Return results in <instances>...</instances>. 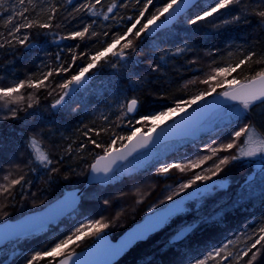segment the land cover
<instances>
[{
    "label": "trees",
    "instance_id": "trees-1",
    "mask_svg": "<svg viewBox=\"0 0 264 264\" xmlns=\"http://www.w3.org/2000/svg\"><path fill=\"white\" fill-rule=\"evenodd\" d=\"M175 1L0 0V87L24 97L0 109V224L82 187L97 157L124 145L140 127L148 132L137 120L187 103L210 71H227L236 85L264 75V0H200L172 27L145 37L149 24L162 20ZM115 44L118 57L103 55ZM97 58L94 75L67 92ZM132 99L139 103L134 117L126 108ZM247 107L244 115L218 126L223 130L217 134L165 143L177 146L142 170L115 172L106 183L92 185L72 215L2 247L0 264H54L102 233L116 239L151 206L169 204L175 196L170 186L189 180V171L174 163L243 124L241 162L251 130L264 140V100ZM248 184L224 204L223 194L212 200L208 191L197 207L192 198L185 204L190 210L116 264H249L255 255L260 258L254 264H264V188L249 192ZM132 202L135 209L127 215L123 207ZM113 210L123 217H106ZM82 222L88 228L81 240L59 257H45ZM186 226L190 231L171 244Z\"/></svg>",
    "mask_w": 264,
    "mask_h": 264
},
{
    "label": "water",
    "instance_id": "water-1",
    "mask_svg": "<svg viewBox=\"0 0 264 264\" xmlns=\"http://www.w3.org/2000/svg\"><path fill=\"white\" fill-rule=\"evenodd\" d=\"M200 0H176L165 12L164 18L153 22L145 31V37L172 27L180 18L190 11ZM125 58V56H123ZM86 79L76 80L73 89ZM264 100V75L237 84L187 111L163 127L148 132L134 134L124 145L112 149L96 158L90 166L86 181L82 187L66 191L60 198L40 211L26 214L14 220L0 224V249L20 238L38 233L60 220L72 215L79 207L85 192L99 184L130 159L141 155L159 145L184 139L199 138L198 128L206 122L212 113L232 104H252ZM139 103L132 99L127 104V114L134 117L138 113ZM261 167V165H259ZM255 178V173L247 182ZM198 190L176 199L165 207L150 212L141 221L127 228L116 239L110 233H102L88 247L58 259L54 264H116L136 244L145 242L152 235L160 232L177 214L185 212V204L195 198ZM186 226L177 231L170 243L180 242L190 231Z\"/></svg>",
    "mask_w": 264,
    "mask_h": 264
},
{
    "label": "rangeland",
    "instance_id": "rangeland-1",
    "mask_svg": "<svg viewBox=\"0 0 264 264\" xmlns=\"http://www.w3.org/2000/svg\"><path fill=\"white\" fill-rule=\"evenodd\" d=\"M153 22H151L149 26ZM117 46L118 44L113 45L103 55L113 56L116 54H120ZM98 59L99 58H97L93 63H90L87 68L81 73V75L74 80V85L76 84V80H87L94 75L93 70L96 68ZM83 83H81L79 86L83 85ZM73 84L71 85L70 89L68 88L67 92H70V90L73 89ZM199 84L200 87L197 88L195 96L187 103L176 105L170 109L161 111L160 113L152 117L139 119L137 120V122L142 127H147L148 131H152L156 128L165 126L166 124L172 122L179 115L196 108L202 102L218 95L212 94L215 90L224 89L222 91L224 92L236 86L234 81L231 79L230 73H228L227 71L215 70L210 71V74L201 82H199ZM222 92H220L219 94H221ZM16 99H20V101H22L24 97L19 98L14 94V90L6 91L0 87V109H8V107H10L11 105L18 104L19 102H16ZM248 105L250 104H232L214 111L212 115L206 120V122H204V124L198 128L197 131L199 132V135L203 136V134L209 133L210 136H213L217 134L219 130H223V128L217 129L216 127L223 125V123L227 122L228 120H233L247 113L249 109V107H247ZM244 130V125L240 124L237 129L233 131L222 132L219 135V139H217V141L213 145L197 148L194 156L189 155L184 160L174 163V165H176L178 169L186 172L189 171L187 176V178L189 177V180L183 182V184L180 185V188H172L170 186V188H168L170 194L175 195L171 198H175L173 200L171 198L167 200L172 202L183 197L184 195L192 193L194 190H198V194L193 200V205L195 207L199 206L202 203L203 193H205L206 191H208L212 200L213 198H218V196L223 194L221 204H224L232 197L234 193L240 191L244 185H247V179L253 173H255L256 175L254 182H249L248 188L246 187L247 190L249 192H258L263 189L264 140L263 138H261V133L258 134L252 132L251 130L248 136V142L240 151L242 161H244L245 163L244 165H242L243 162H240L241 159L238 158V147L239 138L243 134ZM139 131H141V127L136 129L135 133H138ZM162 145L163 148L161 149ZM162 145H159V147H155V149L153 148V150L151 149V151L149 152L147 151V153L144 152L136 158L134 157L135 159H130L116 171V174L120 175L122 173L123 175H129L135 171H139L144 169L145 167H148L151 163L159 160V158H161L165 154V152L167 153L168 151L173 150L175 146H177V143L166 144V148H164V144ZM259 165H261V167ZM166 169L167 168L165 166L162 168V170ZM191 171H193V173H191L189 176V173ZM107 179H105L101 183H106ZM218 185H221V187H218ZM126 199V202H131L130 197ZM123 208L125 211H130L127 214L129 215L133 213L135 209V202L128 203ZM186 208L190 210L189 207ZM155 210V206H151L149 208L150 212H153ZM106 217L119 219L122 218L123 215H119L115 210H113L111 213H109L108 211ZM85 227L86 226L84 222L76 225L71 230V232L61 237L53 248L46 250L47 252L45 254L43 251L45 257H59L62 253L65 252L64 248L81 240L83 233L88 228L87 227L85 229ZM38 256L39 254L37 252L33 253L32 255L33 258ZM255 259H258V257H256Z\"/></svg>",
    "mask_w": 264,
    "mask_h": 264
},
{
    "label": "bare ground",
    "instance_id": "bare-ground-1",
    "mask_svg": "<svg viewBox=\"0 0 264 264\" xmlns=\"http://www.w3.org/2000/svg\"><path fill=\"white\" fill-rule=\"evenodd\" d=\"M145 31H146V30H145ZM144 36H145V33H144ZM118 56H119V54L113 55V57H118ZM71 92H72V90H71ZM127 104H128V103H127ZM126 108H127V107H126ZM216 128H217V127H216ZM212 131H213V130H212ZM139 132H142V131H139ZM135 134H136V133H135ZM207 134H208L207 136H210L209 133H207ZM132 136H133V135H132ZM203 136H204V135H203ZM203 136H199L198 139L203 138ZM198 139L193 140V141L196 142ZM128 140H129V139H128ZM128 140H127V141H128ZM187 145H188V144H185V146H187ZM120 147H121V146H120ZM111 150H112V149H111ZM105 154H106V153H105ZM255 176H256V175H255ZM254 179H255V178H254ZM254 179H253L252 181H254ZM252 181H250V182H252ZM248 183H249V182H248ZM184 196H185V195H184ZM190 200H191V199H190ZM78 208H79V207H78ZM78 208H77V210H78ZM185 209H186V207H185ZM77 210H76V211H77ZM178 231H179V230H178ZM33 234H35V233H33ZM33 234H31V235H33ZM172 237H173V236H172ZM172 237H171V238H172ZM246 248H247V249H246ZM246 248H245V244H244V245H241L240 248H239L240 251L243 250V251L241 252L243 255L245 254L246 250H248V247H246ZM239 255H240V254H239ZM256 257H258V259H255ZM259 258H260L259 255H255L253 258H251L249 264H254V263H256V262L259 260ZM254 259H255L256 261H255Z\"/></svg>",
    "mask_w": 264,
    "mask_h": 264
},
{
    "label": "flooded vegetation",
    "instance_id": "flooded-vegetation-1",
    "mask_svg": "<svg viewBox=\"0 0 264 264\" xmlns=\"http://www.w3.org/2000/svg\"><path fill=\"white\" fill-rule=\"evenodd\" d=\"M207 134V133H206ZM218 187H221V185H218Z\"/></svg>",
    "mask_w": 264,
    "mask_h": 264
}]
</instances>
